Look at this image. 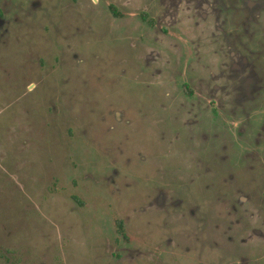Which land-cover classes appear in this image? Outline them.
<instances>
[{
    "label": "flooded vegetation",
    "instance_id": "obj_1",
    "mask_svg": "<svg viewBox=\"0 0 264 264\" xmlns=\"http://www.w3.org/2000/svg\"><path fill=\"white\" fill-rule=\"evenodd\" d=\"M26 1L23 33L0 0V129L39 165L32 207L69 198L79 228L105 214L74 238L91 264H264V0ZM203 121L221 179L191 155Z\"/></svg>",
    "mask_w": 264,
    "mask_h": 264
},
{
    "label": "rangeland",
    "instance_id": "obj_2",
    "mask_svg": "<svg viewBox=\"0 0 264 264\" xmlns=\"http://www.w3.org/2000/svg\"><path fill=\"white\" fill-rule=\"evenodd\" d=\"M19 3H22L21 6L28 10L26 0H18ZM27 10L19 13L20 22L14 25L13 29L23 33L29 30L32 19L27 20ZM37 13L42 15V11H37ZM42 24L43 22L36 20L34 29L42 30ZM26 35L24 34V36ZM24 36L21 37V42L17 43L16 46L21 47L23 43H28L27 37L24 38ZM2 77L4 78L5 75ZM6 88L10 94V86L7 85ZM8 109H11V106ZM175 117L173 125L179 128L184 115L175 113ZM196 129H201L202 132L206 133L208 141L201 145L199 151L191 152V155L201 157L202 161L211 166L214 180L223 178L230 170V166L219 163L220 148L222 147L219 136L222 132L204 121L199 122ZM15 130L0 129V248L8 251L11 257L8 261L5 254L0 250V264H91L89 257L93 252L85 245L77 246L74 238L83 232L91 237L98 229V218L103 222L101 226L106 227V215L101 214L98 218L91 219L90 217L94 216L93 213L90 212V208H85L86 211L83 209V217H85L86 223L82 225V228H79L80 225L76 221V216L69 214L65 208L66 205L67 207L70 206L69 198L67 201L62 197L43 198V187L38 183L39 178L35 177L34 180L31 178L32 175L38 174L39 165L32 169L33 172L30 170V163H32L30 152L22 148L23 140L21 138L16 140ZM29 130L18 129L22 136H26ZM184 162H188V159H185ZM16 163H18V171L13 167ZM226 163L229 164V162ZM34 185L37 190L42 192L39 194V198L35 194L32 195V197L34 196L32 203L36 200L35 202L41 205L42 209H47L48 214L39 213L30 204V190ZM17 186L22 187L23 191ZM69 201L71 202L70 199ZM89 206L91 205L89 204ZM65 225H69L70 230H66ZM67 234H70L72 239Z\"/></svg>",
    "mask_w": 264,
    "mask_h": 264
}]
</instances>
